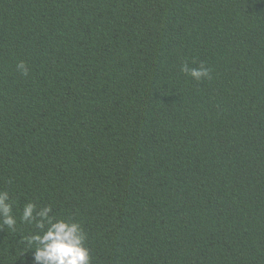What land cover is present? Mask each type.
I'll return each mask as SVG.
<instances>
[{
  "label": "trees",
  "instance_id": "16d2710c",
  "mask_svg": "<svg viewBox=\"0 0 264 264\" xmlns=\"http://www.w3.org/2000/svg\"><path fill=\"white\" fill-rule=\"evenodd\" d=\"M0 191V264L29 202L90 264H264V0H0Z\"/></svg>",
  "mask_w": 264,
  "mask_h": 264
},
{
  "label": "clouds",
  "instance_id": "9594fccd",
  "mask_svg": "<svg viewBox=\"0 0 264 264\" xmlns=\"http://www.w3.org/2000/svg\"><path fill=\"white\" fill-rule=\"evenodd\" d=\"M17 68L24 74L28 69L24 62ZM182 71L199 81L209 78V69L203 65L190 68L184 64ZM52 208L44 207L37 211L35 203L24 205L21 222L35 223L40 232L23 237L29 245H35L34 264H90V251L85 247V233L78 222L56 219L51 216ZM0 225L15 230L16 216L13 214V202L7 191H0Z\"/></svg>",
  "mask_w": 264,
  "mask_h": 264
}]
</instances>
